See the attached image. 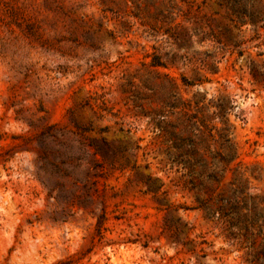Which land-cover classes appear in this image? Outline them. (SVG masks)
Segmentation results:
<instances>
[{
  "label": "rangeland",
  "instance_id": "rangeland-1",
  "mask_svg": "<svg viewBox=\"0 0 264 264\" xmlns=\"http://www.w3.org/2000/svg\"><path fill=\"white\" fill-rule=\"evenodd\" d=\"M0 264H264V0H0Z\"/></svg>",
  "mask_w": 264,
  "mask_h": 264
},
{
  "label": "trees",
  "instance_id": "trees-1",
  "mask_svg": "<svg viewBox=\"0 0 264 264\" xmlns=\"http://www.w3.org/2000/svg\"><path fill=\"white\" fill-rule=\"evenodd\" d=\"M92 148H94V150H95V152L93 153V155L94 156H97V155H102V156H105V150L104 151H102L103 150V147H99V146H97V145H93V147ZM104 148H105V142H104ZM97 161H98V159H97ZM94 184V183H93ZM91 191V189L89 188V191H88V194H87V196H88V199L90 200V201H92L93 199H92V192H90ZM103 219V216H101V217H99V219H98V223H101V220Z\"/></svg>",
  "mask_w": 264,
  "mask_h": 264
}]
</instances>
